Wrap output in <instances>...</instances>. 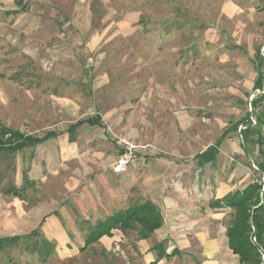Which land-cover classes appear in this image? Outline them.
<instances>
[{
	"label": "rangeland",
	"instance_id": "obj_1",
	"mask_svg": "<svg viewBox=\"0 0 264 264\" xmlns=\"http://www.w3.org/2000/svg\"><path fill=\"white\" fill-rule=\"evenodd\" d=\"M25 1L29 12L9 14L17 8L0 0L1 124L42 137L98 114L105 128L0 154V237L29 234L50 214L39 237L0 250V264H127L135 232L119 231L110 251L99 243L81 251L80 228L145 199V162L182 169L168 188L199 215L255 179L258 150L246 153L239 131L214 164L199 170L192 159L253 111L264 0ZM255 114L264 118V100ZM124 142L137 168L116 176ZM25 169L35 184L21 199L5 194L23 186ZM210 212L216 230L230 225L231 209ZM42 239L56 248L45 263L31 252Z\"/></svg>",
	"mask_w": 264,
	"mask_h": 264
},
{
	"label": "trees",
	"instance_id": "obj_2",
	"mask_svg": "<svg viewBox=\"0 0 264 264\" xmlns=\"http://www.w3.org/2000/svg\"><path fill=\"white\" fill-rule=\"evenodd\" d=\"M14 2L19 12H29L31 10L25 0H14ZM255 60L257 78L253 89L254 92H262L264 87V52L262 54L258 50ZM263 100L264 94L255 95L250 102L253 111L247 112L238 122L229 124L215 144L208 147L202 154L195 156L200 165L216 160L223 141L238 131L246 153H249V146L257 147L258 156L254 162L257 166L255 179L244 189L236 190L222 199L209 203V207L212 209L229 208L233 211L232 221L227 227L226 236L230 250L238 256L239 264H264V183L262 182V178H264V118L260 114H255L258 103ZM253 115H256V123L252 121ZM84 125L105 128L102 117L98 114L87 119L78 120L68 126L65 131L71 142L75 141L78 130ZM61 134L62 132L49 131L42 137L27 135L0 122V154L24 152L28 148H36L38 145L55 139ZM22 178L23 186L17 187L11 183L4 193L21 199L23 192L35 184L29 178L26 169L22 173ZM163 222V216L157 205L148 200L135 203L97 221L96 224L88 226L86 229L82 228L85 231V236L84 247L81 248V251H85L91 245L99 242L104 236L111 237L114 230H119L124 235L128 232H135L138 240L148 239L162 227ZM43 223L44 219L35 230L26 235L0 237V250H3L6 245L17 244L24 240L39 237ZM33 247L34 249L31 252L41 254L43 263L55 251L54 244L47 239L36 240ZM152 251L155 253L156 259L150 264H157L161 258L167 256L164 242L155 244ZM177 252L178 250L175 249L172 255Z\"/></svg>",
	"mask_w": 264,
	"mask_h": 264
},
{
	"label": "crops",
	"instance_id": "obj_3",
	"mask_svg": "<svg viewBox=\"0 0 264 264\" xmlns=\"http://www.w3.org/2000/svg\"><path fill=\"white\" fill-rule=\"evenodd\" d=\"M11 1L17 9L9 11L7 13L9 14L19 13L18 7L15 5L14 0ZM84 126H90V125H84ZM90 127H99V126H90ZM65 131L62 132V134H67ZM231 135L229 138L225 139L221 144L216 160L218 159V156L221 154V149L223 148L225 142L227 140H230ZM68 140H69V136H68ZM211 145H208L206 149H204L202 152L194 155L192 159V162L196 164L199 170L205 168L208 165L214 164L216 161L214 160L205 165H200L199 162L195 159V156L205 152L208 149V147H210ZM173 164L178 166L183 163L179 161H173ZM165 167L166 166L163 162L162 163L155 162L151 164V162L149 161L145 162L140 166L141 175L143 176L142 184L139 186V188L141 189V193L145 198L144 200L151 201L152 203H154L159 207L164 222L162 227L157 231H155V233L150 238L144 240H138L137 242H135V245L133 246L135 249L134 250L135 253L133 252L129 253V257L131 260H129L127 264H150L156 259V255L152 251V248L154 247L155 244H159L163 242L166 245L167 256L161 258L157 264H239L238 256L234 255L229 248L228 239L226 236L227 228L216 230V227L211 225L210 223L212 220L215 221L212 218L213 213L210 211L221 210V209H212L208 205L210 211H205V214L199 215V213L196 212V210H193L190 202L188 200H185L183 195L180 194L178 190L174 188L169 190L168 188L167 182L170 178V175L172 174V171H176L174 173L175 176L180 175V177H183L182 169H178L180 172L177 173V168L169 167L168 170L170 171H168L166 170L167 168ZM136 168H137L136 165L129 166L127 172L125 173L114 172V174L116 176H121L126 173H129L133 169L136 171ZM133 184L135 185L136 182H134ZM238 190H242V189H238ZM49 216L50 214L45 215L42 218V220L44 219V223L47 217ZM80 229L84 231L82 228ZM118 233L119 230H114L113 235L111 237L104 236L99 240V242L91 245L90 247H95L96 244L99 243V245H102L104 248H106V250L110 251V249L113 248L114 243L118 242L120 239ZM84 236L82 238L83 244H80V250L81 248L84 247ZM123 238L127 239L126 236L124 235ZM193 248L199 250L198 253L199 255H197L196 252L191 251ZM175 249H177L178 252L172 255ZM115 264H118V262H115Z\"/></svg>",
	"mask_w": 264,
	"mask_h": 264
},
{
	"label": "built area",
	"instance_id": "obj_4",
	"mask_svg": "<svg viewBox=\"0 0 264 264\" xmlns=\"http://www.w3.org/2000/svg\"><path fill=\"white\" fill-rule=\"evenodd\" d=\"M260 93L264 94V87H263V91L259 92V94ZM253 97L254 96H252V99H253ZM124 144H125V146H123L124 150L122 152V155L120 156V158L117 160V162L114 165V172H116V173L127 172L130 163L136 157V155L134 154L133 146L127 142H124ZM262 182L264 183V178H262Z\"/></svg>",
	"mask_w": 264,
	"mask_h": 264
}]
</instances>
